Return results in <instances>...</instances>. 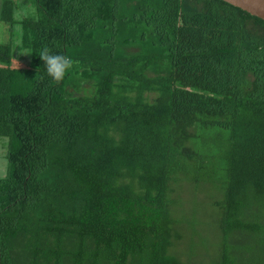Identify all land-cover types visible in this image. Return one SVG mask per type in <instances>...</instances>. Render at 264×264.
<instances>
[{
    "label": "trees",
    "instance_id": "16d2710c",
    "mask_svg": "<svg viewBox=\"0 0 264 264\" xmlns=\"http://www.w3.org/2000/svg\"><path fill=\"white\" fill-rule=\"evenodd\" d=\"M18 2L0 14L30 52L17 66L0 43V264H185L189 163L225 179L202 263L264 264V20L223 0ZM42 49L73 59L63 79Z\"/></svg>",
    "mask_w": 264,
    "mask_h": 264
},
{
    "label": "rangeland",
    "instance_id": "374dc122",
    "mask_svg": "<svg viewBox=\"0 0 264 264\" xmlns=\"http://www.w3.org/2000/svg\"><path fill=\"white\" fill-rule=\"evenodd\" d=\"M15 1L21 2L22 0ZM2 3L3 0H0V14ZM18 12L19 14H16V17L19 19L30 15H38L37 9L31 4L24 7L19 6ZM7 29V24L0 20V43L13 40L15 65L26 66L28 64L29 54L20 52L22 49L19 46V30L17 29L10 33ZM8 144V138L0 137V153H2V147L7 152ZM3 159L5 160L3 163L4 172L1 176L6 177L10 174V169L7 158L4 157ZM217 168L219 171L212 179H208L209 177L204 173L202 181L197 182L192 176H197L198 173L195 166L189 163L188 170L190 172L187 174L191 176L184 177V182L178 184L176 197L174 194L172 195V198H175L178 204V209H175V216L177 212L175 223L176 227H179V230L176 232L175 239L176 243H180L176 245V250L184 249V251H189L194 256L192 258L188 256L181 257V260L185 264H192L196 260L195 264H203L202 258L204 257L203 253L205 249L208 256L207 259H209L211 252L217 254L219 247H222L224 244L221 240V234L217 230L220 224L221 210L216 204V202L225 197V179L222 174L223 164L218 163ZM195 232L199 235L194 234ZM180 236H182L181 239ZM199 238H201V242H199Z\"/></svg>",
    "mask_w": 264,
    "mask_h": 264
},
{
    "label": "clouds",
    "instance_id": "9594fccd",
    "mask_svg": "<svg viewBox=\"0 0 264 264\" xmlns=\"http://www.w3.org/2000/svg\"><path fill=\"white\" fill-rule=\"evenodd\" d=\"M20 52L30 53L27 50H20ZM39 56L44 61V69L47 75L55 81L63 79L74 63L69 55L62 52H50L47 49H42Z\"/></svg>",
    "mask_w": 264,
    "mask_h": 264
},
{
    "label": "water",
    "instance_id": "95a60500",
    "mask_svg": "<svg viewBox=\"0 0 264 264\" xmlns=\"http://www.w3.org/2000/svg\"><path fill=\"white\" fill-rule=\"evenodd\" d=\"M264 20V0H223Z\"/></svg>",
    "mask_w": 264,
    "mask_h": 264
},
{
    "label": "crops",
    "instance_id": "0c3cea01",
    "mask_svg": "<svg viewBox=\"0 0 264 264\" xmlns=\"http://www.w3.org/2000/svg\"><path fill=\"white\" fill-rule=\"evenodd\" d=\"M0 156H1L0 158V176H1L3 175V172H4L3 163L5 162V160L3 159L5 157V151L3 147H2V153H0Z\"/></svg>",
    "mask_w": 264,
    "mask_h": 264
}]
</instances>
